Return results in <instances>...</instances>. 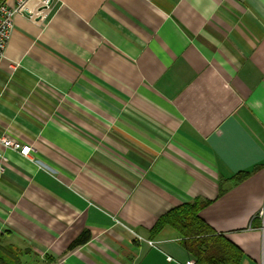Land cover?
I'll list each match as a JSON object with an SVG mask.
<instances>
[{"label": "crops", "instance_id": "crops-1", "mask_svg": "<svg viewBox=\"0 0 264 264\" xmlns=\"http://www.w3.org/2000/svg\"><path fill=\"white\" fill-rule=\"evenodd\" d=\"M0 133L32 147L0 145V264H194L175 228L149 231L196 198L241 264H264V0H52L17 15Z\"/></svg>", "mask_w": 264, "mask_h": 264}, {"label": "trees", "instance_id": "trees-1", "mask_svg": "<svg viewBox=\"0 0 264 264\" xmlns=\"http://www.w3.org/2000/svg\"><path fill=\"white\" fill-rule=\"evenodd\" d=\"M253 170L241 171L231 179L234 182L246 180ZM224 193L222 183L219 195ZM212 201L196 198L192 202L183 203L163 214L150 229L152 236L158 234L165 226L175 228L180 236V243L194 259V264H241L243 250L230 240L226 234L212 228L201 216L200 212ZM93 234L90 229L83 230L71 243L70 249L87 243Z\"/></svg>", "mask_w": 264, "mask_h": 264}, {"label": "built area", "instance_id": "built-area-1", "mask_svg": "<svg viewBox=\"0 0 264 264\" xmlns=\"http://www.w3.org/2000/svg\"><path fill=\"white\" fill-rule=\"evenodd\" d=\"M34 2H36V6ZM51 2L52 0H14V4L9 5L7 0H0V62L11 39L15 17L17 15H28L31 19L41 17ZM0 145L18 151L24 156H29L32 152L31 145L21 143L1 133ZM0 157L3 162L7 161V157L4 154L0 153ZM259 214L264 216V209H261Z\"/></svg>", "mask_w": 264, "mask_h": 264}, {"label": "water", "instance_id": "water-1", "mask_svg": "<svg viewBox=\"0 0 264 264\" xmlns=\"http://www.w3.org/2000/svg\"><path fill=\"white\" fill-rule=\"evenodd\" d=\"M44 8L46 9V7H44ZM44 8H43V9H44Z\"/></svg>", "mask_w": 264, "mask_h": 264}]
</instances>
